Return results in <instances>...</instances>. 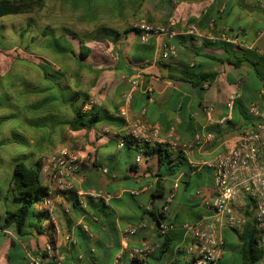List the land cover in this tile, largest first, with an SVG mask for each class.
I'll return each mask as SVG.
<instances>
[{"label": "crops", "instance_id": "0c3cea01", "mask_svg": "<svg viewBox=\"0 0 264 264\" xmlns=\"http://www.w3.org/2000/svg\"><path fill=\"white\" fill-rule=\"evenodd\" d=\"M47 1L53 0H45L40 12L49 8ZM53 2L56 5L52 7L57 12L63 9V14L47 16L53 22L39 26L44 35L48 28L56 32L57 45L63 37L70 41L61 48L65 56L54 63L61 73L62 87L74 94L73 108L89 95L94 104L89 108L86 104L84 110L94 106L102 119L90 128L72 130V110V117L59 129L61 140L52 152L68 146L78 154L80 168L71 179L76 189L86 194L111 193L114 197L106 203L101 197L80 196L77 190L61 191L55 181L41 174L53 214L49 215L48 207L38 202L35 210L48 211V215L33 217L22 235L13 227L0 230V235L6 236L2 243L9 246L0 250V264H28V255L43 254L48 256L47 264H193L184 249L191 238L183 225L216 219L207 203L214 191V172L186 157L178 167L172 166L175 174L171 175L170 165L174 164H161L155 145L145 146L142 153L131 141L120 147V139L128 138V126L119 111L131 97V117L145 110L147 121L159 123L164 131L173 129L183 141L212 132L213 140L197 149L193 157L196 162L232 150L243 127L251 124L249 104L264 97V0H107L98 18L79 11L73 0ZM87 2L90 9L92 0ZM140 19L159 24L175 19L177 33L172 39L154 36L143 42L134 28ZM192 24L198 26V34L188 32ZM61 29L74 30L69 33L75 36L61 33ZM228 29L241 31L244 50L219 37ZM166 41L177 46L175 58L162 57ZM236 55L249 56L258 69L254 70L247 61L234 65L229 59L236 60ZM207 72L216 73L212 81L194 83ZM137 76L139 85L132 90L131 80ZM233 95L232 105L228 106ZM32 97L30 94L25 99ZM49 98L46 95L41 100ZM207 104L215 107L212 118L204 109ZM48 105V111L43 108L40 112L41 119L47 118L45 112L57 113L54 104ZM6 115L0 112V121ZM242 117L250 124H245ZM6 131L0 129V185L6 182L5 191L0 186V219L7 210L20 206L12 189V177L14 164L21 161L23 153H17L18 138L8 136ZM17 131H22L21 126ZM48 155L35 153L30 164L44 161ZM177 178L179 189L162 217L173 226L169 230L171 241L162 250L164 239L151 211L157 213ZM142 223L145 226H140ZM129 226H136L137 231L125 237ZM220 231L224 245L215 264H243L232 228L222 226ZM69 234L75 242L67 239ZM149 243L154 245L151 254L132 255L134 249Z\"/></svg>", "mask_w": 264, "mask_h": 264}, {"label": "built area", "instance_id": "2783aa9c", "mask_svg": "<svg viewBox=\"0 0 264 264\" xmlns=\"http://www.w3.org/2000/svg\"><path fill=\"white\" fill-rule=\"evenodd\" d=\"M176 20L172 19L168 24L150 22L140 19L134 24L141 41L146 42L151 37H167L172 39L176 35ZM188 32L198 34L199 28L196 24L190 25ZM241 31L231 29L220 33V38L235 46L243 47L245 43L240 40ZM178 56V48L175 44L166 41L163 46L162 57L164 59ZM147 65V64H143ZM141 65V66H143ZM139 76L131 80L132 90L139 85ZM204 86H208L205 83ZM235 96H231L228 106L232 105ZM130 101L120 109L119 116L123 117L128 126V138L120 139L119 146H125L131 141L139 147V151L147 145H166L174 152H181L191 163L209 167L214 172V191L212 197L207 202L216 215V219L210 222L185 223L191 242L184 249L192 257L193 264H215L222 255L224 238L221 235V227L242 231L248 218L246 212L252 210L256 229L260 233L259 246L262 255L257 264H264V97L249 104L248 113L251 117V124L245 127L239 134L236 143L230 151H220L214 156L203 159L200 162L194 161L193 157L206 141L213 140L214 135L208 131L205 134H197L193 141H183L174 130L164 131L159 123L147 121L145 110L138 116H130ZM94 100H90L86 108L91 107ZM204 109L209 118L215 110L214 105L207 104ZM225 117L222 118V121ZM107 131V130H106ZM141 153L137 157L141 158ZM80 168V158L78 154L68 146H61L50 153L44 160L41 174L49 181H55L61 191L77 190L80 196L101 197L106 203H110L114 195L92 191L84 193L76 189L72 182V177ZM104 169V172H107ZM180 179L177 178L171 189L164 195L162 204L157 209L159 225L157 226L160 237H164L173 227L162 217L165 216L173 202L179 189ZM51 189L49 194H51ZM45 198V197H44ZM48 207L49 215L53 211L50 208L49 197L43 201ZM82 206L86 203L80 201ZM145 226V224H140ZM137 231L136 226H129L124 236L133 235ZM67 239L75 242L73 235H67ZM50 249V247H48ZM154 251L153 244H146L142 248L134 249L133 256H147ZM48 258L41 255H28V264H47Z\"/></svg>", "mask_w": 264, "mask_h": 264}, {"label": "rangeland", "instance_id": "374dc122", "mask_svg": "<svg viewBox=\"0 0 264 264\" xmlns=\"http://www.w3.org/2000/svg\"><path fill=\"white\" fill-rule=\"evenodd\" d=\"M53 1H47L49 8L42 12L35 7L27 13L9 14L0 18V112L8 114L5 116L7 118L0 121V129H7L8 136L13 134L18 138L17 153H23L20 159L29 163L33 162L35 153L47 155L52 152L53 146L61 140L59 129L63 122L74 114V101L71 100L74 94L69 88L62 87L61 73L54 67V63H59L65 56L62 46L69 45L70 41L63 37L57 45L56 32L48 28L44 35L39 26L53 22L48 17L56 13L63 14V9L57 12V8L52 7ZM106 1L92 0L90 9L87 8V0H73V3L87 16L98 18ZM60 32L66 35L75 31L61 29ZM69 34L75 36V33ZM28 86L34 88L29 89ZM10 89H13V93L9 92ZM30 94L33 99H25ZM46 95L50 98L42 101L41 97ZM49 103L54 104L57 113L45 112L44 117L47 118L41 119L40 112L43 108L47 109ZM241 120L250 124L244 117ZM19 126L22 131L18 132ZM0 186L5 191L6 182L3 181ZM233 235L236 236L234 230ZM5 238L4 234L0 235V250L9 247L2 243Z\"/></svg>", "mask_w": 264, "mask_h": 264}, {"label": "trees", "instance_id": "16d2710c", "mask_svg": "<svg viewBox=\"0 0 264 264\" xmlns=\"http://www.w3.org/2000/svg\"><path fill=\"white\" fill-rule=\"evenodd\" d=\"M45 0H0V18L9 14H22L30 12L35 7H43ZM82 46L84 47V42L81 40ZM228 45L237 47L238 49L244 50L240 46H235L228 43ZM247 53V52H246ZM85 54L82 53V56ZM243 56V55H242ZM234 65H239L244 61L251 64L254 70L257 68V63L253 61L249 56L242 58L236 55V60L229 59ZM258 69V68H257ZM216 76L215 72L201 73L199 79H194V83L204 81H212ZM72 101L75 100L74 97L71 98ZM91 100L90 96H85L81 103L73 108L74 118L69 121V126L72 130H81L84 128H90L94 124L101 121V116L95 112V107L93 106L89 111H85V105ZM248 117L251 120L250 115ZM156 150L159 151L160 163L168 164L171 168L169 170L170 174H175L174 168L172 166L178 167L181 162L187 160L186 156L181 152H174L168 147H163V145H155ZM44 161L38 160L35 164H30L25 161H18L14 164L13 169V180L12 189L15 198L20 202V206L15 210H7L3 219H0V230H7L10 227L15 228L18 235H22L23 230L27 227L30 220L34 218H40L48 215V211H36L35 204L38 201L43 200L46 194V187L42 185L41 181V171ZM153 214L156 226L159 225V216L153 210ZM248 221L244 226L242 231L232 229L236 233L239 243V251L242 256L243 264H257L261 255L262 250L259 246L260 233L256 229L253 212L248 210L246 212ZM164 241L162 243V250H166L170 244V231L163 237ZM47 254L41 255L47 258Z\"/></svg>", "mask_w": 264, "mask_h": 264}]
</instances>
